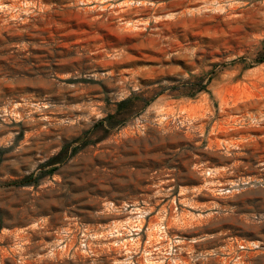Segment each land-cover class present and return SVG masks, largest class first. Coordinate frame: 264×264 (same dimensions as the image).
I'll return each mask as SVG.
<instances>
[{"label": "rangeland", "instance_id": "rangeland-1", "mask_svg": "<svg viewBox=\"0 0 264 264\" xmlns=\"http://www.w3.org/2000/svg\"><path fill=\"white\" fill-rule=\"evenodd\" d=\"M209 1L0 0V264H264V0Z\"/></svg>", "mask_w": 264, "mask_h": 264}, {"label": "bare ground", "instance_id": "bare-ground-1", "mask_svg": "<svg viewBox=\"0 0 264 264\" xmlns=\"http://www.w3.org/2000/svg\"><path fill=\"white\" fill-rule=\"evenodd\" d=\"M198 1L206 3L209 0ZM255 87L258 89L257 93L247 97L243 101H234L232 104L225 103V106L222 108L223 115L231 118V122L228 123L234 132L245 129L252 133H264V77L256 79ZM239 126L242 127L239 128ZM223 130L226 131L227 129Z\"/></svg>", "mask_w": 264, "mask_h": 264}, {"label": "trees", "instance_id": "trees-1", "mask_svg": "<svg viewBox=\"0 0 264 264\" xmlns=\"http://www.w3.org/2000/svg\"><path fill=\"white\" fill-rule=\"evenodd\" d=\"M0 229H1V226H0Z\"/></svg>", "mask_w": 264, "mask_h": 264}]
</instances>
